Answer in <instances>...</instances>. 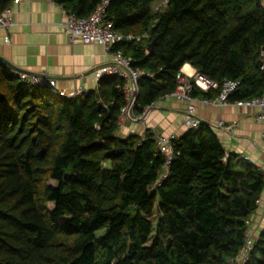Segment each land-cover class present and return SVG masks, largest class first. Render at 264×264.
Returning <instances> with one entry per match:
<instances>
[{"label": "trees", "instance_id": "16d2710c", "mask_svg": "<svg viewBox=\"0 0 264 264\" xmlns=\"http://www.w3.org/2000/svg\"><path fill=\"white\" fill-rule=\"evenodd\" d=\"M100 1L57 3L87 16ZM106 16L145 34L115 47L153 75L138 80L135 115L173 91L184 64L219 85L195 97L225 79L239 81L230 101L264 96L263 0H109ZM119 84L106 76L68 99L0 62V264H228L242 247L264 172L202 123L174 139L157 184L155 134L118 133ZM244 264H264V230Z\"/></svg>", "mask_w": 264, "mask_h": 264}, {"label": "crops", "instance_id": "0c3cea01", "mask_svg": "<svg viewBox=\"0 0 264 264\" xmlns=\"http://www.w3.org/2000/svg\"><path fill=\"white\" fill-rule=\"evenodd\" d=\"M10 19L8 31L0 28V55L23 70L54 79L57 88L65 91L79 87L89 91L98 87L92 69L109 63L110 57L99 44L69 42L63 28L65 14L57 5L46 0H22L11 6ZM5 35L9 37L8 43L4 42ZM183 67L187 73L195 71L189 64ZM152 105L155 108L143 122L135 120L142 114L135 115L134 112L131 117L119 120V135H141L149 129L155 136L179 137L187 130L185 102L163 96ZM256 112V108L231 104L210 106L195 103L196 117L213 129L226 152L247 157L264 172V143L261 125L254 118ZM219 122L222 125H218ZM247 225L256 240L264 230V191Z\"/></svg>", "mask_w": 264, "mask_h": 264}, {"label": "built area", "instance_id": "2783aa9c", "mask_svg": "<svg viewBox=\"0 0 264 264\" xmlns=\"http://www.w3.org/2000/svg\"><path fill=\"white\" fill-rule=\"evenodd\" d=\"M22 0H12V4L7 7L2 14H0V28L9 30L11 24L10 14L11 6L17 4ZM51 4L57 5L65 14L63 23L64 31L67 34L69 42L80 41L84 44H99L103 47L104 51L109 55L110 62L93 67L92 74L96 81L106 76H116L121 80V84L117 87L121 89L126 101V106L122 109V114L119 120L128 117L126 109L130 103L133 95L138 93V80L142 77L152 78L153 75L144 70L133 69L131 66L132 58L123 54L120 49L115 47L123 40H137L139 41L142 36L124 35L113 29L112 21L106 18V9L109 0H101L96 5L93 11L87 16H77L72 12L66 11L57 0H46ZM4 42H9V37L5 35ZM184 66V65H183ZM181 67L176 74V84L172 92L165 94L166 97H172L180 102L186 103L184 112V124L187 128L198 129L203 123L195 115V103L200 102L204 105L210 106H225L234 105L237 107L256 108L257 112L254 114L255 120L261 125V136L264 143V96H257L247 100H234L230 101L229 96L238 89L239 81L232 79H225L220 85V91L215 97H195L193 92L195 90L207 91L219 87L218 83L208 79L207 77L199 74L196 70L192 73H187L184 67ZM20 81L29 83L31 85H47L51 92L63 98L72 99L86 91L82 88H75L70 91H65L57 88L56 82L52 78L44 76H34L25 73L14 71ZM133 110H130V117ZM218 125H222L219 122ZM175 135H157L155 145L157 152H159L164 159L162 169L157 181L161 182L163 178L168 175V168L171 161L178 154L174 149ZM247 158V157H246ZM255 240L252 234L247 229L246 238L242 247L237 254L228 261V264H244L248 258Z\"/></svg>", "mask_w": 264, "mask_h": 264}, {"label": "water", "instance_id": "95a60500", "mask_svg": "<svg viewBox=\"0 0 264 264\" xmlns=\"http://www.w3.org/2000/svg\"><path fill=\"white\" fill-rule=\"evenodd\" d=\"M153 44L154 41H152L151 43H149V45L147 46V50L150 52L153 49ZM0 62L4 63L5 65H7L9 68H11L14 71L20 72V73H25L28 75H34V76H42L38 73H34V72H30V71H26L23 70L17 66H15L14 64H12L8 59H6L4 56L0 55ZM137 98V93H135L130 101V103L127 106L126 109V114L128 117H130V110L133 107V104L135 103V100ZM155 107L153 105H150L148 107H146V109L143 111L142 115L140 117L135 118V120H137L138 122H143V120L147 117V115L150 113V111H152Z\"/></svg>", "mask_w": 264, "mask_h": 264}, {"label": "rangeland", "instance_id": "374dc122", "mask_svg": "<svg viewBox=\"0 0 264 264\" xmlns=\"http://www.w3.org/2000/svg\"><path fill=\"white\" fill-rule=\"evenodd\" d=\"M263 2H264V0H263ZM163 3H164V2H163ZM50 183L53 184V185H56V184H57L56 181H50Z\"/></svg>", "mask_w": 264, "mask_h": 264}]
</instances>
